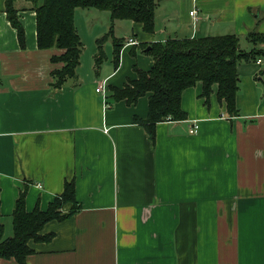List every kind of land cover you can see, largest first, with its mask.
<instances>
[{
  "label": "crops",
  "instance_id": "crops-1",
  "mask_svg": "<svg viewBox=\"0 0 264 264\" xmlns=\"http://www.w3.org/2000/svg\"><path fill=\"white\" fill-rule=\"evenodd\" d=\"M156 1L155 33L131 21L118 66L112 43L104 52L114 67L96 70V40L90 63L55 89L61 65L51 58L61 51L38 49L32 4L15 2L22 49L0 0V225L13 235L25 189L28 213L46 212L68 182L81 207L44 227L53 239L31 242L25 264H264V57L238 66L239 116L227 114L217 86L207 104L199 83L182 95L187 119L157 124L154 140L136 121L148 117L149 97L130 106L109 89L137 79V68L152 69L142 44L236 35L254 50L248 36H264V0ZM132 38L139 44L127 45Z\"/></svg>",
  "mask_w": 264,
  "mask_h": 264
},
{
  "label": "trees",
  "instance_id": "trees-1",
  "mask_svg": "<svg viewBox=\"0 0 264 264\" xmlns=\"http://www.w3.org/2000/svg\"><path fill=\"white\" fill-rule=\"evenodd\" d=\"M36 12L37 45L39 50H59L60 55L51 58L54 65H61L52 72V87L61 89L68 79L77 76L81 56L85 49L75 24L77 9L98 10L111 14L112 24L118 20H129L142 26L147 34L156 31V0H26ZM16 0H6L8 21L17 32L19 44L26 48V31L15 7ZM114 43V62L119 65L123 40L112 34ZM108 35L97 41L98 52L95 67L99 70L106 60L103 45ZM248 40L255 46L254 50H243L239 37L227 35L182 40H167L142 44L143 51L154 61L149 71L136 69L137 79L130 80L124 88L110 87L111 98L115 102L125 101L135 105L143 98L149 97V113L146 119H136L144 126L152 139L155 127L165 121H184L187 114L182 109V95L197 84H203L202 98L209 103L214 86L218 87L217 97L226 106L231 117L239 116L237 96L241 79L238 66L242 63L257 62L264 57L259 45L264 44V36L252 33ZM27 190L22 191L16 201L12 214L13 236L6 238L4 227L0 225V259L15 260L25 264L29 256L35 253L30 243H48L52 234H43L44 227L50 222H63L74 216L81 207L77 203L74 182L65 185L64 192L56 197L46 212L39 207L32 213L25 209ZM72 208L64 214V208ZM1 207V189H0ZM2 219L0 211V220Z\"/></svg>",
  "mask_w": 264,
  "mask_h": 264
},
{
  "label": "rangeland",
  "instance_id": "rangeland-1",
  "mask_svg": "<svg viewBox=\"0 0 264 264\" xmlns=\"http://www.w3.org/2000/svg\"><path fill=\"white\" fill-rule=\"evenodd\" d=\"M80 12L75 13V24L77 26L79 35L82 42L86 46V50L82 56L81 64L85 65L86 59L88 57V63H90L89 58L96 50L95 42L96 40L102 39L108 35L104 42V51L109 52V47L112 49L113 38L109 34L111 28L113 29L112 34L117 39H125L132 36L133 32L131 29V21L129 20H118L112 24L111 14L108 12H98V10H79ZM97 38V39H96ZM142 53V50H141ZM110 65L114 67L113 63L110 61L104 62L102 67ZM264 70V67H263ZM264 77V76H263ZM5 235V234H4ZM13 235L6 238H10Z\"/></svg>",
  "mask_w": 264,
  "mask_h": 264
},
{
  "label": "built area",
  "instance_id": "built-area-1",
  "mask_svg": "<svg viewBox=\"0 0 264 264\" xmlns=\"http://www.w3.org/2000/svg\"><path fill=\"white\" fill-rule=\"evenodd\" d=\"M197 14H198V11H197V10H194L193 12L190 13V16L193 17L195 20H197V19H196V18H198V17H197ZM165 42H166V41H165ZM138 44H139V42H138L137 40L133 39V38H132V39H129L128 42H127V45H131V46H135V45H138ZM257 63H258V64H261V63H262V60L259 59V60L257 61ZM103 89H104L103 87H99V88L97 89V92L100 93ZM198 129H199L198 124H195V125L192 127V129H191V133H192V134L196 133V132L198 131Z\"/></svg>",
  "mask_w": 264,
  "mask_h": 264
},
{
  "label": "water",
  "instance_id": "water-1",
  "mask_svg": "<svg viewBox=\"0 0 264 264\" xmlns=\"http://www.w3.org/2000/svg\"><path fill=\"white\" fill-rule=\"evenodd\" d=\"M149 49H147V51H148Z\"/></svg>",
  "mask_w": 264,
  "mask_h": 264
}]
</instances>
